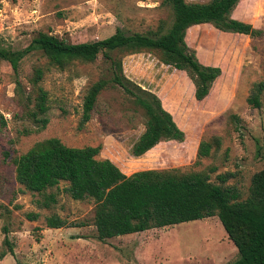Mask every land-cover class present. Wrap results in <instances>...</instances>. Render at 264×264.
<instances>
[{
  "label": "rangeland",
  "instance_id": "374dc122",
  "mask_svg": "<svg viewBox=\"0 0 264 264\" xmlns=\"http://www.w3.org/2000/svg\"><path fill=\"white\" fill-rule=\"evenodd\" d=\"M230 16L264 31V0H239ZM170 19L163 0H0V46L23 49L40 31L70 42L93 41L116 27L148 32L167 26ZM185 40L199 62L221 68L200 101L186 72L163 64L155 53L122 57L126 77L158 95L184 133L182 141L162 140L138 157L131 147L144 131V114L117 85L108 84L100 92L91 118L77 128L86 89L110 76L101 55L94 62L58 69L39 51L30 52L19 65L18 91L11 66L0 60V264H226L237 258L216 215L100 241L93 199H72L61 182L48 190L56 193L57 202L41 207L36 202L41 196L16 181L10 161L14 152L24 153L34 143L56 137L72 147L100 145L97 158L113 161L126 175L143 169L198 171L216 166L210 179L217 182L218 173H231L226 184L236 186L244 199L252 175L264 167V93L261 107L247 102L253 83L264 81V34L251 37L205 23L189 27ZM37 67L44 71L40 85L49 98L44 115L48 122L41 130L27 114L32 105H26ZM232 114L239 117L237 123L231 122ZM211 136L220 137L219 148L198 158L199 142ZM28 212L39 216L29 220ZM52 214L66 226L48 227L46 217Z\"/></svg>",
  "mask_w": 264,
  "mask_h": 264
},
{
  "label": "trees",
  "instance_id": "16d2710c",
  "mask_svg": "<svg viewBox=\"0 0 264 264\" xmlns=\"http://www.w3.org/2000/svg\"><path fill=\"white\" fill-rule=\"evenodd\" d=\"M238 1L163 0L171 19L167 26L160 24L154 31L129 32L116 27L105 38L83 42H70L40 31L23 49L0 46V60L11 66L18 91L19 65L30 52L39 51L49 65L58 69L75 62H94L101 55L110 76L99 78L86 89L77 128L82 129L91 118L100 92L108 84L117 85L144 114V131L131 147L132 155L138 157L162 140L182 141L184 133L158 95L126 77L122 57L143 51L155 53L163 64L185 71L194 84L195 99L203 100L221 68L199 62L186 44L187 29L209 23L221 31L262 36L263 29L230 16ZM43 72L42 68L34 69L30 78L33 92L26 97V105H32L27 114L36 123V130L43 129L48 122L44 116L49 109L48 92L40 85ZM263 93L264 81L254 82L248 104L261 107ZM230 119L233 123L239 121L236 114ZM219 146V136L203 139L198 144L197 157H207ZM99 151L100 145L72 147L51 137L34 143L24 153L14 152L10 161L15 167L16 181L24 190L41 196L36 200L41 207L49 208L57 202L56 193L48 190L57 189L61 182H66L63 191L72 199H93L96 238L100 241L216 215L237 249V258L226 264H264V167L252 175L248 195L243 199L236 186L226 184L231 173H218L217 182L210 179L216 166L198 171L143 169L126 175L113 161L97 158ZM38 216L26 213L29 220ZM46 225L61 228L66 221L52 214L46 217ZM4 231L7 233L6 227ZM4 243L12 253L13 246L6 236Z\"/></svg>",
  "mask_w": 264,
  "mask_h": 264
},
{
  "label": "crops",
  "instance_id": "0c3cea01",
  "mask_svg": "<svg viewBox=\"0 0 264 264\" xmlns=\"http://www.w3.org/2000/svg\"><path fill=\"white\" fill-rule=\"evenodd\" d=\"M229 240V239H228ZM230 241V240H229ZM231 242V241H230Z\"/></svg>",
  "mask_w": 264,
  "mask_h": 264
}]
</instances>
